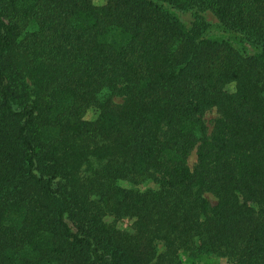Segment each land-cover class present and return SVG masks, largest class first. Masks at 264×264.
Returning <instances> with one entry per match:
<instances>
[{
	"label": "trees",
	"instance_id": "trees-1",
	"mask_svg": "<svg viewBox=\"0 0 264 264\" xmlns=\"http://www.w3.org/2000/svg\"><path fill=\"white\" fill-rule=\"evenodd\" d=\"M209 257L264 264V0H0V264Z\"/></svg>",
	"mask_w": 264,
	"mask_h": 264
},
{
	"label": "rangeland",
	"instance_id": "rangeland-1",
	"mask_svg": "<svg viewBox=\"0 0 264 264\" xmlns=\"http://www.w3.org/2000/svg\"><path fill=\"white\" fill-rule=\"evenodd\" d=\"M186 20V18H184ZM212 21V19H211ZM239 35L240 34H233V38L235 39V41L238 42V44H240V48L245 49V46L247 47V43L245 42V39L243 37H241L240 35V39H239ZM240 42V43H239ZM103 97L106 95V92L103 91L102 92ZM102 95L100 97H102ZM112 101L115 103H120L121 99L120 97H114L112 98ZM217 112L214 108H210L205 110L202 114L201 117L206 125V129L207 132L210 131L211 125H212V121L215 117H217ZM87 118H92L94 117V113L92 112V110H89L86 114ZM195 162V154H194V150L190 151V153L187 156L186 159V165L191 168L193 163ZM121 185L123 186H127L130 187V185L128 183H124L121 182ZM137 189L139 190H143L146 188H157V185L153 182V180L151 179H147L145 181H143L142 183H140L139 185L136 186ZM203 196L207 199L209 205H213L216 202V198L215 196L210 193V192H204ZM104 220L106 222H111L112 218L110 217H105ZM131 223V219L128 218H120L118 220H115L114 224L117 228L122 229V230H129V226ZM206 259H199L198 261L196 260V262H199V264H202ZM181 263H185V260L182 258V262ZM206 264H226L224 259H220V258H216V257H209L208 261L205 262ZM187 264V263H185Z\"/></svg>",
	"mask_w": 264,
	"mask_h": 264
}]
</instances>
